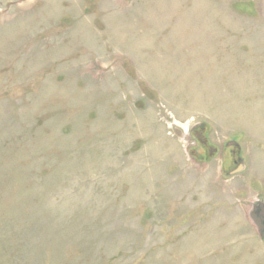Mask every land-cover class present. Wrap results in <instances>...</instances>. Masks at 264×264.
<instances>
[{"label": "rangeland", "instance_id": "1", "mask_svg": "<svg viewBox=\"0 0 264 264\" xmlns=\"http://www.w3.org/2000/svg\"><path fill=\"white\" fill-rule=\"evenodd\" d=\"M259 201L264 0H0V264H264Z\"/></svg>", "mask_w": 264, "mask_h": 264}, {"label": "water", "instance_id": "2", "mask_svg": "<svg viewBox=\"0 0 264 264\" xmlns=\"http://www.w3.org/2000/svg\"><path fill=\"white\" fill-rule=\"evenodd\" d=\"M249 218L256 227L260 239L264 241V202H256L251 207Z\"/></svg>", "mask_w": 264, "mask_h": 264}, {"label": "flooded vegetation", "instance_id": "3", "mask_svg": "<svg viewBox=\"0 0 264 264\" xmlns=\"http://www.w3.org/2000/svg\"><path fill=\"white\" fill-rule=\"evenodd\" d=\"M229 147V146H227ZM227 153V154H226ZM226 156L223 157L222 167L224 171H231L238 167L240 160L237 157L238 149L236 151L229 150L225 151Z\"/></svg>", "mask_w": 264, "mask_h": 264}]
</instances>
